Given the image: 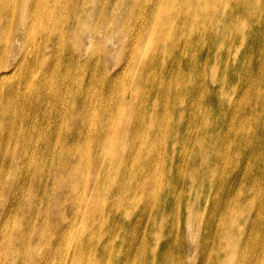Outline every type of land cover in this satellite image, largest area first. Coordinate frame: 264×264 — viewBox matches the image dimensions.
I'll return each instance as SVG.
<instances>
[{
	"label": "rangeland",
	"instance_id": "374dc122",
	"mask_svg": "<svg viewBox=\"0 0 264 264\" xmlns=\"http://www.w3.org/2000/svg\"><path fill=\"white\" fill-rule=\"evenodd\" d=\"M75 2L0 79V264H264V0Z\"/></svg>",
	"mask_w": 264,
	"mask_h": 264
},
{
	"label": "bare ground",
	"instance_id": "6f19581e",
	"mask_svg": "<svg viewBox=\"0 0 264 264\" xmlns=\"http://www.w3.org/2000/svg\"><path fill=\"white\" fill-rule=\"evenodd\" d=\"M62 4L68 8L76 2L75 0H0V79L8 77L9 73L17 70V67L8 66L12 55L10 51L12 43L32 39L46 44L53 36L57 38V30H54L57 27V6ZM86 5L88 11L96 12L97 9L92 8L93 3ZM97 16L99 18L91 16L84 25L96 20L106 25L105 19L100 17L101 14ZM45 25L51 30H44ZM92 33L97 35L95 30H92ZM15 62L19 63L18 60Z\"/></svg>",
	"mask_w": 264,
	"mask_h": 264
}]
</instances>
